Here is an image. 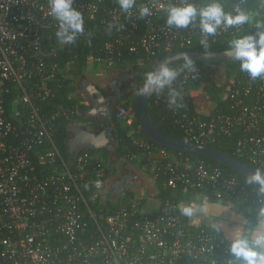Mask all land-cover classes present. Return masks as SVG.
Wrapping results in <instances>:
<instances>
[{"label": "built area", "instance_id": "built-area-1", "mask_svg": "<svg viewBox=\"0 0 264 264\" xmlns=\"http://www.w3.org/2000/svg\"><path fill=\"white\" fill-rule=\"evenodd\" d=\"M143 2L147 0H138ZM47 4L48 0H0V264H193L203 258L215 264V235L206 230L193 232L184 225L179 204L172 200L156 208L153 217L137 218L145 213L140 212L141 201L111 214L91 212L96 230L91 245L84 246L79 240L87 226L78 204L81 195L72 193L78 187L77 179L51 178L43 182L33 178L30 149L11 145L17 127L5 116L6 85L23 87L30 79L39 78L37 92L24 90L28 124L34 131V142L51 145L45 157L55 159L58 155L52 120L41 114L37 104L51 96L49 84L54 78L55 67L48 73L43 58L38 57L43 32L57 28L46 15ZM75 7L85 15V31L91 24L123 29V36L106 44L108 54L131 37H138V41L131 43L130 51L141 49L151 56L161 48L171 52L176 45L192 46L203 38L198 25L170 29L166 16L124 17L116 0H75ZM227 31L208 37L209 46ZM194 67L195 72L187 79H196L201 73ZM227 99L230 104L225 112L208 120L186 119L187 135L193 143L205 144L241 130L237 153L264 168V79L252 80L246 75L233 81ZM134 117L130 109L118 108L116 118L128 127L134 126ZM135 131L143 133L140 125ZM161 154L175 160L166 150ZM175 161V167H170L172 172L179 167L182 170L170 178L171 187L185 178L193 186L216 184L220 199L234 190L235 181L221 180L220 170L210 172L188 159ZM55 186L53 192L51 187Z\"/></svg>", "mask_w": 264, "mask_h": 264}, {"label": "trees", "instance_id": "trees-1", "mask_svg": "<svg viewBox=\"0 0 264 264\" xmlns=\"http://www.w3.org/2000/svg\"><path fill=\"white\" fill-rule=\"evenodd\" d=\"M224 3L229 10L236 3L246 5L251 11L259 14L258 19L264 20V4L261 3V0H224ZM255 31L254 27L247 25L244 29H228L227 32L219 35L217 41L211 42L207 49L197 41L192 46L176 45L171 52H166L164 48H161L157 50L154 56L141 49L130 51L131 43H136L138 37L123 40L124 43L121 47L115 49L113 54H108L105 49L106 44L125 34L121 28L91 24L74 44L65 46L58 43L55 36L56 29H47L43 32L44 42L38 57L43 58L48 73L52 71V66L55 68L53 69L54 78L49 84L52 94L49 98L38 100L37 104L41 114L52 120L54 144L58 155L55 159L45 157L51 145L34 142V131L28 124L29 112L27 104L23 101L24 90L30 94L37 92V84L40 83L39 78L30 79L23 87L17 84L6 85L3 98L6 108L5 116L17 127L10 143L15 147L20 146L24 150L30 149L29 158L34 168L33 178H38L39 181L43 182L51 178L77 179L78 187L74 188L72 193L81 195L78 204L87 226L79 234V240L83 242L84 246L91 245L96 230L91 212L111 214L122 208H130L132 203L139 201H141L140 212L144 210L145 213L138 214L137 218H144L145 215L153 217L157 211L156 208H161L169 200L180 205L201 197L212 203L234 205L242 210H249L250 214L246 215L247 219L252 221V224L257 223V215L260 209L264 207V194L258 193L256 188L248 185L244 180L245 176L211 159L159 147L149 141L143 133L138 134L135 131L139 125L135 114L138 95L132 90L128 91L123 88L122 97L112 104L110 120L103 123L105 126H109L111 130L114 154H111L108 149L96 151L82 149L72 155L69 146L73 136L70 131L72 126L82 125L84 129L91 128L95 134H100L105 129L100 119L86 116L91 105L86 103L82 97V83L86 81L87 71L90 68H97L102 64L107 69L126 70L130 68L135 76L134 85L138 88L142 83L143 73L157 66L169 54L185 51L224 52L229 42L241 32L246 34L247 32L255 33ZM110 59L111 64H109ZM182 61H177L173 66L179 67ZM194 65L201 70L196 79H187L186 75L182 73L174 83V87L183 94V106L180 109L168 107L167 90L160 95L154 94L148 108L149 115L163 134L185 142H192L186 132V119L201 117L208 120L217 113L225 112L230 104L227 95L233 81L247 75L240 71L238 62L216 64L194 62ZM200 85H202V96L215 107L209 116L200 114L196 109L193 95L199 90ZM119 107L130 109L135 115L132 128L116 118ZM241 136L242 131L236 130L231 136H221L215 142H206L205 144L235 157L242 163L254 168L259 167L237 153ZM162 150L172 153L175 160L180 162L188 159L197 166H205L210 172L220 170L222 172L221 180L235 181L234 190L220 199L217 197V185L214 183L193 186L191 180L182 178L176 182L175 187L169 186L170 178L174 174L180 173L182 168L179 167L173 173L170 167H175L176 161L162 155ZM84 156L87 158L81 160ZM113 160H118V164H113ZM122 164L132 166L153 180L158 193V205L155 209L146 203L145 198L139 197L131 189H127L118 196L114 193L107 196L102 193V185H105L113 177L117 168ZM51 190L55 192L57 187H51ZM179 213L183 224L193 232L198 233L201 230H206L215 235V253L218 256L215 257V264H228L232 258L228 250V243L222 241L220 235L211 228L206 226L198 229L193 228L189 223V217ZM192 263L212 264L210 258H203Z\"/></svg>", "mask_w": 264, "mask_h": 264}, {"label": "clouds", "instance_id": "clouds-1", "mask_svg": "<svg viewBox=\"0 0 264 264\" xmlns=\"http://www.w3.org/2000/svg\"><path fill=\"white\" fill-rule=\"evenodd\" d=\"M119 12L124 17L139 18L156 15L166 16L167 26L175 29L199 27L203 37L199 44L206 49L208 37L215 36L218 31L228 29H244L254 27L255 33L241 32L232 39L225 55L238 62L241 72L250 79H264V20L258 19V13L251 11L246 5L233 4L231 9L225 7L224 0H116ZM264 4V0H261ZM47 16L56 22L55 36L61 46L72 45L85 33V15L75 7V0H48ZM110 28L113 25L109 26ZM195 72L194 62L186 54L179 67L171 62L159 63L151 70L143 73L142 83L135 89L138 96L160 95L167 90V104L170 109H180L183 94L174 87L181 74L188 76ZM245 182L264 194V168L244 177ZM182 215L193 217L197 213L207 212V200H193L178 205ZM264 223V207L259 211L258 224ZM217 231H220L218 226ZM231 259L228 264H264V234L254 235L246 227H238L226 236Z\"/></svg>", "mask_w": 264, "mask_h": 264}, {"label": "water", "instance_id": "water-1", "mask_svg": "<svg viewBox=\"0 0 264 264\" xmlns=\"http://www.w3.org/2000/svg\"><path fill=\"white\" fill-rule=\"evenodd\" d=\"M185 54L190 57L193 62L202 64L235 62L225 55V51L220 53L185 51L169 54L159 63L171 62L172 64H174L177 61L183 60V56ZM84 90L91 101V107L86 113V116L90 118H95L98 116L101 119L100 121L105 129L100 134H95L94 132H91L89 130L72 126L70 128V131L74 134V136L70 139L69 142L70 152L73 155L78 150L82 149L94 151L103 149L113 150L111 132L103 123L110 120V104L119 99L120 94L117 93V97L115 98H105L102 92L97 90L95 86H93L89 82H85ZM153 96L154 94L151 96H138L135 108L136 118L142 128L145 137L149 141L162 148L178 152L190 153L211 159L237 171L243 176L251 175L256 171V168L242 163L235 157H232L209 145L180 141L163 134L157 128L152 117L148 113L149 103Z\"/></svg>", "mask_w": 264, "mask_h": 264}, {"label": "crops", "instance_id": "crops-1", "mask_svg": "<svg viewBox=\"0 0 264 264\" xmlns=\"http://www.w3.org/2000/svg\"><path fill=\"white\" fill-rule=\"evenodd\" d=\"M134 80L135 76L133 72L130 71V68H127L126 70H116L107 69L106 67H104V65H100L97 68H90L87 71V79L82 83V90L85 92V82H89L90 84L95 86L97 90L101 91L105 98H115L117 97V93L120 94L121 98L123 95V88H126V90L128 91L132 90L133 92H135L136 87L134 85ZM87 97L88 102H85L91 105L90 98L88 95ZM193 98L195 101L196 109L200 114L209 116L215 109V107L202 95L198 96L197 91L194 93ZM95 118L100 119L98 116ZM73 127L82 128V125H75ZM106 127L110 130L109 126ZM86 130L93 132L91 128H87ZM109 151L111 154H114L113 150ZM114 161L115 164H118L119 162L118 160ZM118 168L122 172L120 178H146V175L144 173L137 171L135 168L128 164H122ZM157 195L158 193L156 191V198ZM197 200L198 202H203L205 199L200 197ZM149 205L152 208H156L158 204L156 205L155 203H151ZM247 214H250L249 210H242L234 205L227 206L223 203H212L207 200V212L197 213L193 217H189V223L195 229L203 226L213 229L220 235L221 240L224 242H227V234L234 231L238 227H246L250 231H253L254 235L264 234V223L258 224L257 220L256 224H252V221L247 219ZM258 217L259 213L257 215V218ZM214 226H218L220 231H217L216 227Z\"/></svg>", "mask_w": 264, "mask_h": 264}, {"label": "rangeland", "instance_id": "rangeland-1", "mask_svg": "<svg viewBox=\"0 0 264 264\" xmlns=\"http://www.w3.org/2000/svg\"><path fill=\"white\" fill-rule=\"evenodd\" d=\"M108 82V81H107ZM109 83V82H108ZM199 90L198 92V96L202 95V85L199 86ZM108 92V90H107ZM82 94H83V99L84 101L88 102V97L85 94V92L82 90ZM115 161L113 160V164ZM117 168L116 173H114L113 177L110 178L105 185H102V193L107 195L112 194V185L119 181L120 175L122 174V172ZM119 172V173H118ZM145 176V175H144ZM146 178H134L133 181V185L131 187L125 188L124 191H126L127 189H131L132 191H134L139 197L145 198L146 199V203L147 204H151V203H155L156 205L158 204L157 202V198L156 196V188L154 187V183L153 180L151 178H148V176H145ZM124 191L119 192V193H114L115 195H121L122 193H124Z\"/></svg>", "mask_w": 264, "mask_h": 264}, {"label": "flooded vegetation", "instance_id": "flooded-vegetation-1", "mask_svg": "<svg viewBox=\"0 0 264 264\" xmlns=\"http://www.w3.org/2000/svg\"><path fill=\"white\" fill-rule=\"evenodd\" d=\"M114 102L110 104V110ZM133 181H134V178H121L119 181L115 182L112 185V193L114 192L116 194V193L124 191L125 188L131 187L133 185Z\"/></svg>", "mask_w": 264, "mask_h": 264}]
</instances>
